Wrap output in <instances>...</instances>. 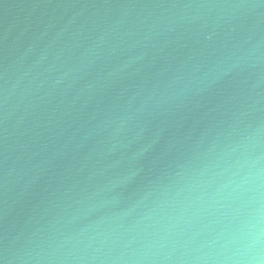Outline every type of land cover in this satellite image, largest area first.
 I'll return each instance as SVG.
<instances>
[{"label":"water","instance_id":"1","mask_svg":"<svg viewBox=\"0 0 264 264\" xmlns=\"http://www.w3.org/2000/svg\"><path fill=\"white\" fill-rule=\"evenodd\" d=\"M0 264H264V0H0Z\"/></svg>","mask_w":264,"mask_h":264}]
</instances>
